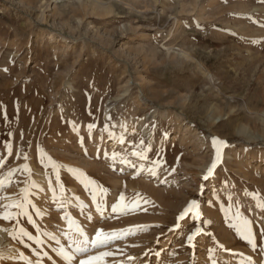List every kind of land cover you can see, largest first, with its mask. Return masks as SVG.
<instances>
[{"label": "rangeland", "instance_id": "obj_1", "mask_svg": "<svg viewBox=\"0 0 264 264\" xmlns=\"http://www.w3.org/2000/svg\"><path fill=\"white\" fill-rule=\"evenodd\" d=\"M4 215L0 264H264V0H0Z\"/></svg>", "mask_w": 264, "mask_h": 264}, {"label": "bare ground", "instance_id": "obj_2", "mask_svg": "<svg viewBox=\"0 0 264 264\" xmlns=\"http://www.w3.org/2000/svg\"><path fill=\"white\" fill-rule=\"evenodd\" d=\"M5 240L2 238V236H0V243L5 246L6 244L4 243ZM8 245V243H7ZM17 247H15L14 245L10 244L9 242V246L8 247H4L0 249V254L3 258H8V259H13L15 257H17Z\"/></svg>", "mask_w": 264, "mask_h": 264}, {"label": "snow or ice", "instance_id": "obj_3", "mask_svg": "<svg viewBox=\"0 0 264 264\" xmlns=\"http://www.w3.org/2000/svg\"><path fill=\"white\" fill-rule=\"evenodd\" d=\"M6 207H13V205H8ZM0 218L10 219V215L0 216ZM96 235H97V238L95 241H93V243L102 245L103 240L105 239V237L102 235V231H98ZM104 255H108V254L105 253ZM95 259H99V258L98 257L91 258V260H95ZM80 264H90V260L89 261H81Z\"/></svg>", "mask_w": 264, "mask_h": 264}]
</instances>
